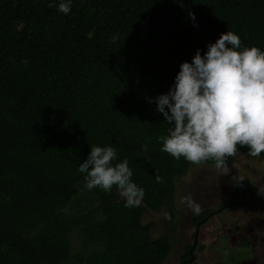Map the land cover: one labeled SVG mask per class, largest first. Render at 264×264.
<instances>
[{
    "label": "trees",
    "instance_id": "1",
    "mask_svg": "<svg viewBox=\"0 0 264 264\" xmlns=\"http://www.w3.org/2000/svg\"><path fill=\"white\" fill-rule=\"evenodd\" d=\"M59 2L0 0V264H164L172 238H152L142 218L164 208L172 231L175 182L192 165L161 151L172 126L155 98L227 31L264 51V0H72L67 15ZM93 146L128 160L140 206L115 186L85 189L78 167ZM244 188L254 190L243 180L232 195Z\"/></svg>",
    "mask_w": 264,
    "mask_h": 264
},
{
    "label": "clouds",
    "instance_id": "2",
    "mask_svg": "<svg viewBox=\"0 0 264 264\" xmlns=\"http://www.w3.org/2000/svg\"><path fill=\"white\" fill-rule=\"evenodd\" d=\"M71 6L72 0H60L57 9L67 15ZM189 15L194 21V14ZM111 39L115 42L118 37ZM155 103L164 121L172 126L167 136L159 137L161 151L195 166L212 161L227 175L228 161L240 148H247L250 157L264 154V51L255 46L241 50L240 37L227 31L207 46L203 56L198 49L191 63L183 62L172 88L157 96ZM141 150L146 153L147 145ZM116 158L114 147L93 146L78 167L86 174L84 187L110 193L115 186L125 207H138L144 189L132 182L128 160L113 164ZM155 180L163 182L160 176ZM257 194L264 195V187L257 189ZM180 203L194 215L201 212L190 195L182 197ZM166 218L170 219L167 214Z\"/></svg>",
    "mask_w": 264,
    "mask_h": 264
},
{
    "label": "rangeland",
    "instance_id": "3",
    "mask_svg": "<svg viewBox=\"0 0 264 264\" xmlns=\"http://www.w3.org/2000/svg\"><path fill=\"white\" fill-rule=\"evenodd\" d=\"M228 167L230 172L224 175L214 166L192 165L186 176L176 180L178 215L170 233L165 227L168 221L166 209L150 211L143 216L144 225L151 223L154 226L152 238L165 234L172 238V249L164 264H180V257L193 242L192 219L197 215L186 204L180 203L182 197L190 195L200 205L202 212L205 209L216 210L225 204L230 191L240 181L251 183L256 193L257 189L264 187V159L261 157L237 153ZM244 240L248 242L247 248L239 246ZM72 246L77 249V242L72 241ZM197 246L202 249H195L193 254L196 257L188 264H218L232 255L236 257L235 264H264V196L260 199L250 198L248 204L234 206L211 217L200 226Z\"/></svg>",
    "mask_w": 264,
    "mask_h": 264
},
{
    "label": "water",
    "instance_id": "4",
    "mask_svg": "<svg viewBox=\"0 0 264 264\" xmlns=\"http://www.w3.org/2000/svg\"><path fill=\"white\" fill-rule=\"evenodd\" d=\"M248 192H249L250 196L252 198H254V199H259L262 196H264V195L255 194V193H253V192H251L249 190H248ZM237 202H238L239 205H245V203H246V197H245L244 193H242L241 199H238ZM234 204H235V200H233L229 205H227V206H225V207H223V208H221V209H219L217 211H214V212L208 214L205 218H203L202 220L198 221L195 224V226H194L193 242H192V245H191V247H190V249L188 251V253L190 255V259L187 261L188 263H191L193 261V258H194L193 251H194V249L196 248V246L198 244V237H199L200 226L202 224H204L207 221V219H209L211 216L215 215L216 213L221 212L222 210H224L227 207H231ZM183 264H185V263H183Z\"/></svg>",
    "mask_w": 264,
    "mask_h": 264
},
{
    "label": "flooded vegetation",
    "instance_id": "5",
    "mask_svg": "<svg viewBox=\"0 0 264 264\" xmlns=\"http://www.w3.org/2000/svg\"><path fill=\"white\" fill-rule=\"evenodd\" d=\"M248 190H249V189L244 188V189H242V190L240 191V193H239L238 196H237V195L234 196V195H232V192L234 191V189H233L232 191H230V193H229V195H228V200H227V202H226L225 204L221 205V207H219V208L216 209V210L211 209V212H210V213H212V212H214V211H217V210H219V209H221V208H223V207L229 205L233 200H235V204H234V205H232L231 207H227V208H225L224 210H222V211L219 212V213H216V214L213 215V216H216V215H218V214H220V213L226 211L227 209L233 208L234 206H238L239 204H238L237 200H238V199H241L242 193H244V195H245V197H246V203H247V201L249 202L250 198H252V197L250 196ZM249 191H251V190H249ZM251 192L257 194V193L255 192V190H253V191H251ZM230 195L232 196L231 199H230ZM210 213H209V214H210ZM206 216H207V215H206ZM206 216H205V217H206ZM213 216H211V217H213ZM205 217H204V218H205ZM211 217H210V218H211ZM210 218H209V219H210ZM209 219H207V221H208ZM207 221H206V222H207ZM206 222H205V223H206ZM205 223H204V224H205ZM204 224H202V225H204ZM194 226H195V225H194ZM199 232H200V230H199ZM193 235H194V233H193ZM188 251H189V249H188ZM194 252H195V249H194L193 253H194ZM185 253H186V252H185ZM187 254H188L189 258H185V259L182 260V256L185 255V254H183V255L180 257V259H181L180 264H183V263L188 264L187 261L190 259V255H189L188 252H187ZM193 256H194V258H193V260H194L196 256H195L194 254H193ZM186 262H187V263H186Z\"/></svg>",
    "mask_w": 264,
    "mask_h": 264
}]
</instances>
